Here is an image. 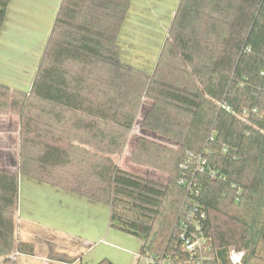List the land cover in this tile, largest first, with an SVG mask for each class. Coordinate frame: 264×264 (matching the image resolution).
Listing matches in <instances>:
<instances>
[{"label": "trees", "instance_id": "trees-1", "mask_svg": "<svg viewBox=\"0 0 264 264\" xmlns=\"http://www.w3.org/2000/svg\"><path fill=\"white\" fill-rule=\"evenodd\" d=\"M132 3L62 0L31 90L0 83V116L20 121L18 172L0 168V257L36 254L16 237L25 176L109 206L110 228L143 240L137 264H233L232 249L264 264V0H179L152 73L121 58ZM140 114L131 161L165 181L115 161ZM183 233L202 241L194 255Z\"/></svg>", "mask_w": 264, "mask_h": 264}, {"label": "crops", "instance_id": "crops-1", "mask_svg": "<svg viewBox=\"0 0 264 264\" xmlns=\"http://www.w3.org/2000/svg\"><path fill=\"white\" fill-rule=\"evenodd\" d=\"M61 2L62 0L10 1L7 18L0 34V83L23 92L31 90ZM141 2L142 0H133L129 18L120 36L121 58L130 65L133 60L129 59L132 58V55L129 56L127 53L129 51H125L129 50L126 47V45L128 46L126 40L131 38V40L140 41L139 37L135 35V30H137L136 20L142 9ZM172 3L167 18H165L167 25L163 24L166 26L163 29L162 41L166 39V30L169 29L179 0H172ZM156 5L159 9L163 7L162 3L157 2ZM153 11L155 13V9ZM133 28H135L134 31H132ZM163 44L159 45L158 50L154 53L156 62ZM129 45H136L137 47L141 44L137 42L135 45L131 43ZM155 65L153 66L155 67ZM139 66V69L146 70L148 73H152L154 69L153 67L151 70H147L143 64ZM135 67L137 66L135 65ZM15 117L18 119V125L17 129L12 132L16 134L15 137L18 142L16 149H14L16 153L18 152L15 155L18 158L19 118L13 114L0 118L9 122L8 119ZM16 119H13L14 122ZM8 129L7 127L4 130L7 134L6 137L12 133ZM14 169L17 172L18 165H14L12 170ZM110 214L111 209L107 205L21 176L19 208L16 216V237L19 241L35 243L36 254L35 256H26L15 252L11 255L1 256L0 264H19L21 259H35L38 264H65L50 260L49 252L57 251V248L68 250L70 244H76L85 247L87 250H92L93 253L97 249V242L113 249H120L133 257L130 264H137L141 256L143 240L111 229ZM104 216L107 218L103 219ZM103 224L107 225L106 229H104ZM131 239L139 241V248L122 249L113 243L115 241L127 244ZM41 245L45 247L42 249L43 255H38ZM92 247L95 248L92 249ZM112 254L107 257L113 264H127L119 258H114ZM94 262L97 264V257H95Z\"/></svg>", "mask_w": 264, "mask_h": 264}, {"label": "rangeland", "instance_id": "rangeland-1", "mask_svg": "<svg viewBox=\"0 0 264 264\" xmlns=\"http://www.w3.org/2000/svg\"><path fill=\"white\" fill-rule=\"evenodd\" d=\"M162 3L163 7L159 9L156 5V3ZM172 0H142L140 3L141 5V11L140 15L138 16L136 23H137V30L135 28L132 29V31L135 30V35L136 37H139L138 41L131 40V38L126 40V47L129 50H125L129 56L132 55V58H129L133 60L131 65L140 67L139 65L143 64V67L147 70H151L156 63V55L154 54L158 50V46L163 44V42L166 41L168 37V29L166 30L167 36L165 41L161 39L162 35L164 34V27L167 25V21L165 18H167V13L169 9H171L172 5ZM174 6V5H173ZM172 6V7H173ZM155 9V13L154 10ZM149 11V12H148ZM163 24H166L165 26ZM163 38V37H162ZM140 43L141 45H138L136 47L135 44ZM134 44L135 46L129 45V44ZM161 43V44H160ZM163 46V45H162ZM126 53V54H127ZM154 54V55H153ZM155 56V57H154ZM154 59V61H152ZM146 71V70H145ZM12 115V114H11ZM16 116V115H15ZM142 114L139 115V119L137 120V124L133 128L129 141L127 143V146L125 147L124 152L120 155L115 157V161L118 163V165L128 171L142 174V175H147L154 177L155 179L163 180L165 181L167 176L155 171L153 169L140 166L137 164H134L131 161V156H132V150L134 148L135 142L137 140V137L141 135L140 131V126L138 124L139 120H141ZM4 117V116H0ZM15 118H10L8 119L9 122H7L5 119L0 118V168L2 169H7L12 172H16V170H12L14 165H18V158L15 156L17 153L15 152L14 149L17 147L18 142L16 141V134L12 132L13 130L15 131L17 129L18 125V119ZM16 123V124H15ZM7 124V126H6ZM9 128L8 131H11V134H8V137L6 132L4 130ZM16 142H15V141ZM164 143H171L172 141L170 140H163ZM13 150V152H12ZM11 152V153H10ZM18 172V171H17ZM107 218L104 216L103 219ZM106 221V220H105ZM104 229L107 228V225L103 224ZM115 230V229H113ZM117 231V230H116ZM120 232V231H118ZM122 233V232H121ZM125 234V233H122ZM127 235V234H125ZM130 236V235H128ZM133 237V236H131ZM136 238V237H134ZM117 246L121 247L122 249H137L139 248V241L137 239H131L129 243H119V242H113ZM48 247V246H47ZM45 247L41 245L40 251L38 252V255H43L42 249ZM95 247H92L94 249ZM96 251L92 253V250H87L85 247H80L78 245L70 244L68 250H64V248H57V251L60 252H66L70 255L73 256H80L82 258L81 262H77V264H94L95 262V257H97V263H99L103 258L108 259V255L113 253L112 255L114 258H119L121 259L124 263L130 264V262L133 260V257L130 256L129 254L121 251L118 248H111L108 247L104 244H101L97 242V247ZM48 249V248H47ZM90 253V254H89ZM108 256V257H107ZM99 261V262H98ZM38 261H35V259H21L19 264H38ZM39 263H42V261H39Z\"/></svg>", "mask_w": 264, "mask_h": 264}, {"label": "built area", "instance_id": "built-area-1", "mask_svg": "<svg viewBox=\"0 0 264 264\" xmlns=\"http://www.w3.org/2000/svg\"><path fill=\"white\" fill-rule=\"evenodd\" d=\"M227 109L229 110V108ZM200 170L202 171V169ZM182 239L186 241V251L191 255H194L196 251L202 246V241L195 236H193V238L188 239L186 238V234L183 233ZM242 257H243V253H238L234 249L231 250V260L233 264H242ZM162 264H172V262L166 261Z\"/></svg>", "mask_w": 264, "mask_h": 264}]
</instances>
